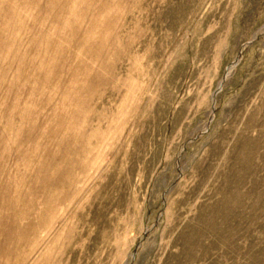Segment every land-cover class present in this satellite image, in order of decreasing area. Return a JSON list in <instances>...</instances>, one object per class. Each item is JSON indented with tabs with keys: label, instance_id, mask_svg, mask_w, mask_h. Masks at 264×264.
<instances>
[{
	"label": "rangeland",
	"instance_id": "374dc122",
	"mask_svg": "<svg viewBox=\"0 0 264 264\" xmlns=\"http://www.w3.org/2000/svg\"><path fill=\"white\" fill-rule=\"evenodd\" d=\"M0 264H264V0H0Z\"/></svg>",
	"mask_w": 264,
	"mask_h": 264
}]
</instances>
